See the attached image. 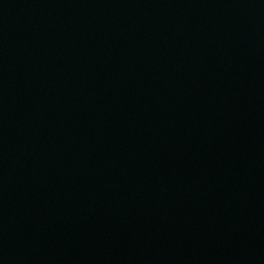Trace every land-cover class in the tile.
<instances>
[{
	"label": "water",
	"instance_id": "95a60500",
	"mask_svg": "<svg viewBox=\"0 0 264 264\" xmlns=\"http://www.w3.org/2000/svg\"><path fill=\"white\" fill-rule=\"evenodd\" d=\"M0 264H264V0H0Z\"/></svg>",
	"mask_w": 264,
	"mask_h": 264
}]
</instances>
